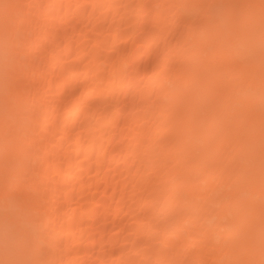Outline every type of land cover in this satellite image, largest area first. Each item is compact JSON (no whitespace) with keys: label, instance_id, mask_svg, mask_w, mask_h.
I'll list each match as a JSON object with an SVG mask.
<instances>
[{"label":"bare ground","instance_id":"1","mask_svg":"<svg viewBox=\"0 0 264 264\" xmlns=\"http://www.w3.org/2000/svg\"><path fill=\"white\" fill-rule=\"evenodd\" d=\"M0 264H264V0H0Z\"/></svg>","mask_w":264,"mask_h":264}]
</instances>
